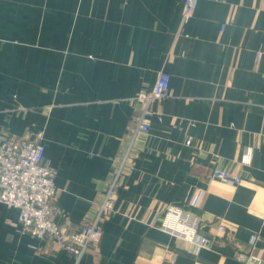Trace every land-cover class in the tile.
<instances>
[{
    "label": "crops",
    "instance_id": "crops-1",
    "mask_svg": "<svg viewBox=\"0 0 264 264\" xmlns=\"http://www.w3.org/2000/svg\"><path fill=\"white\" fill-rule=\"evenodd\" d=\"M184 3L0 0V138L41 133L64 231L96 216L119 174L78 262L0 203V264H244L238 251L264 264V0H199L188 17ZM161 70L170 91L142 132L136 97ZM170 203L198 215L208 249L160 228Z\"/></svg>",
    "mask_w": 264,
    "mask_h": 264
},
{
    "label": "built area",
    "instance_id": "built-area-1",
    "mask_svg": "<svg viewBox=\"0 0 264 264\" xmlns=\"http://www.w3.org/2000/svg\"><path fill=\"white\" fill-rule=\"evenodd\" d=\"M199 0H185L184 15L191 16ZM170 74L161 70L154 86L141 91L136 97L142 103L138 130L147 132L150 128L152 104L168 96ZM45 145L42 135L5 136L0 138V203L19 209V226L22 232L50 241L63 251L73 255L77 262L92 243L102 236V219L115 210L119 194V174L110 182L96 216L82 224L76 231L66 232L53 214L54 201L58 194L56 178L58 170L44 163ZM252 151L247 148L244 162L251 161ZM211 176L224 182H240L241 176L215 167ZM160 228L188 242L187 252L198 255L208 249L212 238L201 231L198 215L183 207L170 203ZM224 230L223 225L218 226ZM236 257L244 264H263V257L254 252L238 251Z\"/></svg>",
    "mask_w": 264,
    "mask_h": 264
}]
</instances>
